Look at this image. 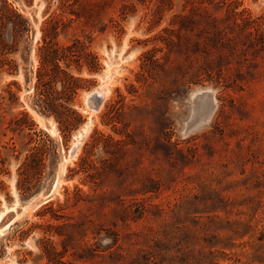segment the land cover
<instances>
[{
    "label": "rangeland",
    "instance_id": "obj_1",
    "mask_svg": "<svg viewBox=\"0 0 264 264\" xmlns=\"http://www.w3.org/2000/svg\"><path fill=\"white\" fill-rule=\"evenodd\" d=\"M188 1L80 0L77 17L61 0H7L28 30L12 38L7 25L0 34V264H54L46 239L59 251L65 241V264H264V52L252 47L264 31V0H233L237 13L258 20L246 31L233 30L226 6L206 3L204 27L236 38L209 53L191 49L203 27L180 32ZM59 14L74 20L57 41L86 40L101 65L72 68L87 81L71 104L81 117L66 133L35 105L42 29ZM148 52L163 66L145 84L138 73ZM238 77L241 88H227ZM119 93L137 107L121 134L103 118ZM23 112L27 125L16 129L11 120ZM95 129L135 144L92 181L80 159ZM41 139L53 149L29 182L19 169ZM103 158L96 148L92 159L100 166ZM51 202L64 218L52 217ZM64 223L74 226L62 236L48 230ZM85 246L97 254L76 260Z\"/></svg>",
    "mask_w": 264,
    "mask_h": 264
},
{
    "label": "trees",
    "instance_id": "obj_2",
    "mask_svg": "<svg viewBox=\"0 0 264 264\" xmlns=\"http://www.w3.org/2000/svg\"><path fill=\"white\" fill-rule=\"evenodd\" d=\"M79 1L61 0L62 7L69 9V14L76 15L77 17L79 15L73 7ZM3 2L4 5L0 7V34L7 25H10L13 31L12 38H15L28 30V21L21 13L12 8L7 0ZM162 2H165V0H162ZM188 2L192 5V15L186 16L180 14V32H193L196 26L199 28L203 27L197 35L199 39L191 44V49L197 52L209 53V48H226L236 39L229 37L225 31H212L204 27V24H207L211 19V16L204 14L207 13L206 3L216 6L220 4L226 6L230 16L236 17L233 21V30L237 28L241 31H246L258 25V20L252 19L250 16H244L245 12L237 13L235 11L236 4L233 0H189ZM195 16H198V18H195ZM73 20L67 15L59 14L51 16L44 23L42 29L43 43L38 49L39 67L36 73L37 81L35 84V105L37 111L48 117H54L64 133L71 132L81 117L80 113L71 107V104L75 101L79 90L82 88L81 83L87 81L86 78L75 75L72 72V68L74 67L78 73H82L84 70L88 73H95L101 69L98 55L89 50L86 40L75 38L69 43H59L57 41L60 33L66 32ZM256 31L252 47L256 48V51L264 52V31L259 32L258 28ZM172 42L174 41L172 40ZM0 46V63H2L1 57L6 53L7 47L2 42H0ZM145 57L146 60L142 63L141 71L138 73V82L146 84L151 78H154L155 72L159 68H162L163 65L160 64L151 52H148ZM243 80V78L238 77L226 86L227 88H241L240 82ZM220 82L218 79V83ZM137 92L138 88L135 85H131L130 94ZM126 99L127 97L124 94L119 93V99L109 103L103 113L105 124L111 125L120 134L122 131L118 130L119 125H124L125 116L129 111L137 108L136 106L131 107L126 104ZM22 115V117H15L11 120L16 129L27 125L26 118L29 116V113L23 112ZM128 137L130 140L117 139L112 135H106L95 129L91 136L92 140L85 144V154L80 159L82 171L86 172L92 181H95L101 175V170L105 171L106 168H114L116 166L115 162L120 161L126 153L125 148L131 144H135L132 137L130 135ZM98 147H101L105 155L108 156V158H103L99 161L100 166L98 162L92 159L94 151ZM52 149L53 145L49 141L45 139L37 141V145L27 155L19 169L26 181L31 182L36 176L40 175L43 160ZM18 187L21 188L20 180L18 181ZM46 206V209H48L53 218L57 220L64 218V215L60 213L63 210L61 205L54 208L53 202H51ZM71 226L74 225L70 223H64L59 226L49 224L48 230L51 232L55 229L57 234L62 236L64 234L62 232L63 229ZM43 243L50 262L65 264L62 259L69 251L65 241H63L62 251H59L50 239L43 240ZM88 252L97 254L94 253L97 252L95 249L85 246L82 248V252L73 253V256L76 260H86Z\"/></svg>",
    "mask_w": 264,
    "mask_h": 264
},
{
    "label": "bare ground",
    "instance_id": "obj_3",
    "mask_svg": "<svg viewBox=\"0 0 264 264\" xmlns=\"http://www.w3.org/2000/svg\"><path fill=\"white\" fill-rule=\"evenodd\" d=\"M110 74V73H109ZM104 95V94H103ZM98 98H100V97H98ZM100 101V100H99ZM94 111V110H93ZM88 124V123H87ZM86 129V128H85ZM90 130V129H89ZM79 136V135H78ZM77 140H78V138H77ZM80 143V142H79ZM78 144V143H77ZM79 145V144H78ZM74 150V149H73ZM67 161V160H66ZM65 166V165H64ZM51 197V196H50ZM48 198H46L45 199V201L47 200ZM42 200H44V199H42ZM41 201V200H40ZM44 202V201H43ZM40 204V203H39ZM38 203H37V205L36 206H38L39 205Z\"/></svg>",
    "mask_w": 264,
    "mask_h": 264
}]
</instances>
